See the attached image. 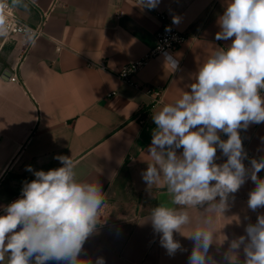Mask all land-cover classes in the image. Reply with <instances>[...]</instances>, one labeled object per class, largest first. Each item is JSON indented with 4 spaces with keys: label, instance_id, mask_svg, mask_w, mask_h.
I'll list each match as a JSON object with an SVG mask.
<instances>
[{
    "label": "crops",
    "instance_id": "obj_1",
    "mask_svg": "<svg viewBox=\"0 0 264 264\" xmlns=\"http://www.w3.org/2000/svg\"><path fill=\"white\" fill-rule=\"evenodd\" d=\"M225 3L160 0L153 9L135 0H22L15 5L20 18L33 26L49 15L45 33L29 45L21 35L6 41L0 37V206L20 198L23 182L35 179L26 166L48 171L62 166L56 156H69L76 162L77 179L98 180L105 197L96 230L83 245V264H96L98 257L105 264H188L193 241L186 235L212 214L187 208L192 224L182 233L174 232L183 250L169 256L160 234L145 221L159 204L181 206L171 203L163 183L148 189L141 173L147 169L145 160H151L147 148L156 127L152 111L190 91L199 66L216 47L231 44L215 39ZM156 12L167 14L172 22L180 17L176 29L195 38L175 52L181 61L176 72L165 67L164 57H156L134 76L138 85L165 89L164 102L154 105L149 94L125 83L116 72L155 47L161 26ZM57 41L64 44L61 52ZM90 62H104L107 68ZM7 70L16 81L3 78ZM149 108L141 122L139 113ZM240 135L243 147L264 157V123L250 124ZM225 161L218 149L216 163ZM243 163L250 169L247 159ZM258 176L262 178L260 172ZM254 188L246 178L230 194L224 215L214 216L216 242L209 255L217 264H227L224 254L230 241L246 235L245 227L264 214V208L252 211L247 206ZM243 261L241 247L239 264Z\"/></svg>",
    "mask_w": 264,
    "mask_h": 264
},
{
    "label": "clouds",
    "instance_id": "obj_2",
    "mask_svg": "<svg viewBox=\"0 0 264 264\" xmlns=\"http://www.w3.org/2000/svg\"><path fill=\"white\" fill-rule=\"evenodd\" d=\"M22 0H0V36L8 33L6 13ZM160 0H139V5L156 8ZM25 7H27L25 5ZM180 17H173L178 24ZM217 41L231 40L216 47L199 66L190 91H184L172 103H163L152 111L156 125L147 155V169L141 176L150 189L166 186L171 203L179 208L159 204L148 219L160 244L169 256L183 250L174 232L192 224L187 208L200 207L211 213L186 235L193 241L188 264H217L209 255L216 242L214 216L224 215L230 194L236 193L250 179L255 188L249 192L247 206L252 211L264 208V158L248 159L240 130L250 124L264 123V0H226L218 16ZM31 40V29L26 30ZM164 64L172 72L179 61L164 54ZM227 136L221 139L220 134ZM226 161L217 164V150ZM178 150H182L178 154ZM61 167L26 171L35 179L23 182L21 197L0 206V264H83V245L96 230L104 191L98 180H78L76 162L59 155ZM250 172V175H249ZM234 198V197H233ZM246 235L232 239L224 254L227 264H239L241 247L243 264H264V214L255 224L245 227ZM227 237L224 236L223 240ZM96 264H105L98 257Z\"/></svg>",
    "mask_w": 264,
    "mask_h": 264
},
{
    "label": "built area",
    "instance_id": "obj_3",
    "mask_svg": "<svg viewBox=\"0 0 264 264\" xmlns=\"http://www.w3.org/2000/svg\"><path fill=\"white\" fill-rule=\"evenodd\" d=\"M139 2V0H135ZM9 4L11 5L10 0H8ZM49 13L44 14V20H42L38 25L33 26L28 24L27 22L23 21L20 16L18 15L16 9L14 6H11L7 13L6 18L8 22V33L6 36H0L3 40H9L11 38H14L15 36L21 35L24 37V40L27 42V44L33 43L38 37L43 35L45 33V26L47 24V18ZM156 16L160 19L161 26L159 30L156 32V39L157 43L154 48H152L145 56L142 58L135 60L133 62H130L123 66L120 70H118L117 76L123 80L125 83H128L130 85L138 87L141 91L146 92L150 95L152 98V103L154 105L160 104L164 102V95H165V89L163 88H157L154 86H151L149 84L145 85H138L135 80L134 76L152 59L156 57H164V54H170L175 58V52L183 46L188 40L194 39L195 37L186 34L184 32H181L176 29L173 22L169 18V16L163 12H156ZM27 29H31L33 36L32 39H28V34L26 32ZM64 48V44L60 41H57V51L61 52V50ZM176 59V58H175ZM179 61V60H178ZM90 66H97L101 68H107L104 64V62L101 63H95L90 62ZM181 65V61H179L178 69ZM177 69V70H178ZM176 70V71H177ZM175 71V72H176ZM12 81H16V77H11ZM264 94V93H262ZM151 108L145 109L142 112L139 113V118L141 119V122H145L147 119ZM221 139L226 140L227 136L224 134H220ZM245 151L247 153L248 159H247V165L249 168H251L250 160L252 158L255 159H261L264 158L253 151H251L247 145L244 146ZM261 177L264 178V170L260 171Z\"/></svg>",
    "mask_w": 264,
    "mask_h": 264
},
{
    "label": "water",
    "instance_id": "obj_4",
    "mask_svg": "<svg viewBox=\"0 0 264 264\" xmlns=\"http://www.w3.org/2000/svg\"><path fill=\"white\" fill-rule=\"evenodd\" d=\"M11 75H12V72L10 70H7L4 72L3 78L4 79H10Z\"/></svg>",
    "mask_w": 264,
    "mask_h": 264
}]
</instances>
